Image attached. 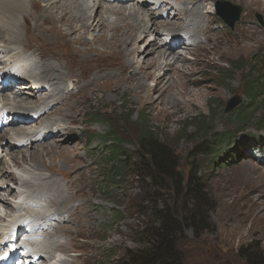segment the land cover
<instances>
[{
	"label": "rangeland",
	"instance_id": "374dc122",
	"mask_svg": "<svg viewBox=\"0 0 264 264\" xmlns=\"http://www.w3.org/2000/svg\"><path fill=\"white\" fill-rule=\"evenodd\" d=\"M25 1V10L14 19L17 25V40L9 47L11 50H16V53H23L20 59L24 63L26 72H20L22 82L28 84L30 76L41 80L50 78L51 87L55 90L46 97L47 103L60 99L62 94L64 97V93L72 90L68 85L76 84L74 90L78 87V91L66 102H62L61 99L63 104L58 107L54 115L44 119L43 124H63L67 130L64 131L63 136L42 140L43 142L31 148L29 146L25 148L17 142L14 144L11 135L6 134L3 138L7 129L13 130L12 128L24 125L13 123L9 113L3 118V121L7 122L0 124V178L2 179H0V198H6L11 207L17 206L24 199V195L21 194L30 193L24 188L22 181L29 185L39 182L43 184L48 181L45 180L47 175L56 174L60 177V181L57 182L59 187L63 185L65 188L67 184L65 190L68 193L77 200L86 202H82L84 206L75 212V218L71 219L72 221L69 219L71 223H65L69 225L68 229L65 228L67 233L63 231L60 235H45L47 239L53 238L52 241L54 239L61 241L60 248L55 249L54 257L58 260L62 258V264H141L138 260L133 263L130 259L131 254H135L137 250H145L149 236L145 235L143 230L158 227L159 217L164 212L170 213L180 224L183 223L182 232H177L174 238L175 254L167 258L168 264H247L244 258L247 247L258 248L264 253V93L261 91L257 93L262 103L252 119L239 121L234 116L239 107L229 113L224 112L227 102L233 96L241 98L240 104H250L248 95L245 94V89L249 86L246 83L247 72L252 66L255 72L264 71V0H261V3L256 0H184L188 2L181 0L180 5L179 0H175L172 5L170 0H164V4L175 8L177 19L193 5H200L201 25H205L202 30L204 35L201 34V28L196 27L193 31L200 37L195 36L199 41L195 44L205 46L211 51L212 56V60H202L203 51L195 47V44H192L194 46L191 51L181 50L180 47L172 50L175 54L186 51L188 61H193L199 55L202 63H192L191 67L187 66L196 70L191 78L195 77L199 80L193 86L187 85V88L198 93L196 105L187 110L186 114L180 113L170 118L162 116L159 111L160 105L156 109H150L144 97L149 95V99L154 100L168 83L166 85L161 83L156 89L154 86L156 82L153 83L148 79L145 82L147 94L136 95L132 85L126 83L112 92L108 91L103 81L109 72L101 64L106 59L104 53H107L106 49L101 45H94L92 46L94 50L90 49L89 52L76 51L77 46L66 44L58 35V31L46 33L44 28L47 25L44 23L37 32L36 19L43 16L44 10L41 9L48 1H40L39 9L32 8V0ZM77 1L82 9L89 8L85 14L87 20L91 22L94 16H101L106 25L107 23L112 25L108 22L113 15L109 14V11L115 12L119 3L111 0ZM218 1H227L241 7L239 19L232 27L215 12ZM64 2L65 0L58 2L61 3L62 8L66 7ZM135 2L138 3L137 0ZM141 3H144L140 6L143 12L138 15L141 24H149L148 14L145 11L153 13V20L156 22L165 19V10L159 9V11L156 4L151 8L153 0H142ZM132 4L131 2L129 6ZM66 5L80 15L81 9H76L74 2H66ZM92 7L94 8L91 9ZM221 10L226 13L232 11L227 5L221 6ZM248 10L253 12L247 14ZM27 13L31 14V25L28 29L24 21ZM127 17V11L125 15L117 14L114 23L122 26L126 23L127 20L124 22V19ZM73 23L76 27L71 32V36L82 35L85 40L91 41L98 32L97 29H95L97 31L94 29L83 31V27L76 19ZM184 24L187 22L184 21ZM157 26L156 42L161 44L168 39L164 30L183 32V26L178 28L172 25L164 26L165 28ZM105 30V39L109 40L113 33L112 28L107 27ZM247 31L251 34H243ZM139 33L141 34V30ZM142 34L139 35L141 38ZM154 36V33L148 32L144 39H152ZM217 41L221 42L218 47H216L218 44L215 45ZM144 42L140 43L141 48H144ZM191 42L192 40L186 39L185 44ZM133 45H129L128 49ZM196 50L199 51L198 55L194 54ZM216 51L222 53V56L218 57L220 53ZM97 53L102 55L98 57ZM86 57H92V61L87 62ZM141 60L142 57L137 53L133 61L138 64ZM46 61L49 64H46ZM159 62L164 64L165 60L161 59ZM45 64L51 67L57 65L62 72L61 75L54 71L41 70ZM135 69L132 65L128 66L120 72V76L131 78L136 72ZM113 71L118 72L117 68ZM161 72L159 70V73ZM47 75L59 79L56 85ZM227 75L231 78L224 80ZM166 76H172L170 80L175 78L171 70L167 71ZM46 90L50 91L48 86ZM178 91L179 89L175 88L170 92ZM11 93L12 91L9 93L2 90L0 83V96L4 97L7 94L5 95L7 98L0 102V109L4 106L2 104L4 102L13 105L14 108L26 106L23 104L25 101L17 104L22 99H14ZM42 93L44 92L38 93L37 96H43ZM174 97V100L177 98L181 100L180 95L176 94ZM254 104L255 102L250 106ZM34 124L35 122L26 124V132L37 131V125ZM146 127L171 147L176 157L179 183L164 180L157 185L159 182L157 179L152 181L151 178L135 174L130 167H123L124 169L119 172L120 177L106 176L105 156L109 148L107 146L102 148V141L108 139L109 134L113 135L117 141L123 142V148L130 158L138 150L137 139L140 129ZM40 130L41 134L46 133L44 129ZM204 131H212L219 140L211 137L212 135L205 137ZM206 138H211L209 141L214 143L213 155L200 153L199 145L208 142ZM7 142L11 145L9 146ZM50 145L66 146L69 149L66 154L60 155L58 148L54 154L42 152ZM34 151L43 154L39 158L33 157ZM130 162L135 161L131 159ZM128 163L126 162V165ZM2 169L4 171H1ZM6 171L7 175L13 176L16 182H13L12 178L7 180L6 174H3ZM191 175L192 178L199 179L202 184V202L189 193L188 179ZM3 177L6 183H3ZM43 185L41 186L43 189H48L46 184ZM52 195L59 194L53 192ZM39 197L44 199L40 200L35 194L29 197L30 201L27 203L34 205L30 209L17 207L10 212L12 208L9 207L7 213H4L5 207L0 205V220L7 219L5 217L8 215L25 213L38 217L48 214L49 210H53L48 195L42 193ZM58 197L61 206L66 208L68 204L63 202L65 198L62 196L61 200V196ZM72 202L73 199L70 205ZM189 217H194V222L200 221L201 224L196 227L188 226ZM48 247L49 243L44 249ZM155 264L166 263L161 259Z\"/></svg>",
	"mask_w": 264,
	"mask_h": 264
},
{
	"label": "bare ground",
	"instance_id": "6f19581e",
	"mask_svg": "<svg viewBox=\"0 0 264 264\" xmlns=\"http://www.w3.org/2000/svg\"><path fill=\"white\" fill-rule=\"evenodd\" d=\"M40 1L44 2L46 0H35V1L32 0L31 1L32 8H35V9L41 8ZM47 1L48 3L44 7H42L43 9H41V11L44 10L43 11L44 13L42 12L43 16H41L40 19H36L37 21L36 26H35L36 31L38 32L40 26L44 23L47 25V27L44 28L46 33L48 32V34L49 33L51 34L53 31H58V35L60 36L61 39L65 40L64 42L66 44L68 45L75 44L77 46L76 51H88L89 52L91 51L90 49L94 50L92 48V46L94 45H101L104 49H106L107 53L104 52L106 59L101 64H102V67L106 68V70L109 72L106 75L105 80L103 81L105 82V85L108 91L112 92L116 90L121 84L126 83L130 86L132 85L133 87L132 89L136 95H139L142 93L147 94L148 89L145 87V82L148 79H151L153 83L156 82L154 85L156 89L159 88L158 86L161 83H163V85H166L168 83V85L162 88L161 93L154 100L149 99V95L144 96L146 98L145 101L149 104L150 109H156L160 105L159 111L162 114V116L165 118H168V117L170 118L176 114H180V113L186 114L187 110L189 111V109L194 108V106L196 105V99L198 97V93L192 89L187 88V85L193 86L196 83H198L199 80L198 78H195V77L191 78V76L194 74L196 70L193 67L192 69H189L187 68V66L190 65L191 67L192 63L193 64L202 63V61L199 60V55H198L199 51L196 50V52H194V54H197L198 56L195 59H193V61H188L189 59H186V54H187L185 53L186 51L185 52L180 51L175 54L172 50L175 49L176 47H180L181 50L191 51V49H193V46H194L192 44L199 42L195 37V36H198L199 34L196 35V33H194L193 31L194 29H196V27L199 29L201 28L200 29L201 34L204 35L202 30L204 29L205 25H201L202 21L200 20V13H199L200 5L199 4L193 5V7H191L189 11L186 10L184 13H182V17L177 19L178 16L176 15L178 14L175 15L174 13L175 8L170 6L176 2L175 0H170V5L164 4V0L163 1L153 0L154 3L152 4L151 8H154L153 6L154 4H156V6L158 7L157 8L158 10L159 9H161L162 11L165 10L164 11L165 19L163 18V19H160L159 22H156L153 20L154 19L152 15L153 13L151 12L148 13L147 11H145V13L148 14L147 17L149 18L148 19L149 20L148 22L150 24L149 25L148 23L141 24L138 19V15L141 12H143V8L140 7L144 5V3H141L142 0H137L139 4L135 2L136 0H111L112 2L119 3V7L115 10V12H113L114 10H111V12L109 11V14H113L111 18L112 20L111 19L108 20V22L112 23V25H108V23L106 25V22L102 20L101 16H94L91 22L87 20L85 17V14L89 10V8H87L88 10L86 8L82 9L83 7L81 8L77 0H65L64 2V5L66 6L65 8H62L60 6L61 3L60 4L58 3L60 0H47ZM124 1H126V3ZM133 1L135 2V4ZM180 1L181 0H179L178 2L179 5H180ZM25 2H26L25 0H0V78L1 79L4 78L6 75H10L9 72L13 67H16V69L22 73L26 72L25 67H23L24 65L21 64L22 61L20 60V57L22 56L23 53H16V50H11L9 48L12 45V43L17 40L16 39L17 38V33H16L17 25H16V22H14V19L20 12L25 10ZM66 2H70V3L74 2V5L77 6L76 9H81V13H79L80 15H78V13L75 12L74 10L72 11L71 9H69L66 5ZM98 2H100V0H98ZM131 2L133 4L129 6ZM183 2H188V1L183 0ZM256 2L261 3V0H256ZM135 5H139V6L136 7ZM93 8L94 7H92L91 9ZM250 10L247 11V14H250L253 12ZM126 11H127L128 17L127 19L123 18L124 22L127 20L126 23L123 24L122 26H119L116 22L114 23V21L116 20L117 14L118 15L120 14V16L125 15ZM74 12L77 14H75ZM162 15H160L161 18H162ZM122 17L120 18L122 19ZM75 19L77 20L78 23H80V26L83 27V31H88L90 29L92 30L94 29V31L98 30V32L94 35L91 41L85 40L82 37V35H79V36L72 35L71 36V32L75 30V27H76L73 23L75 22ZM24 21L26 23L25 25H27L26 28L28 29V27L31 25L30 24L31 14L26 15V17L24 18ZM184 21H186L187 24H184ZM157 25L162 26V27L172 25V26H176V28L183 26L182 28L183 32L180 33L178 31L174 32L173 30L172 31L164 30L165 34L170 36V39L175 40V43H173L172 45L166 42H163L162 44L161 42L157 43L156 42L157 40L156 36L158 35ZM127 26H129V28ZM107 27H111L113 31L111 38L109 40L105 39V34H106L105 28ZM140 30H141V34L144 33L142 34V38L141 36H139L141 34L140 33L138 34ZM148 32L154 33L155 36L152 39L145 40L144 39L145 34ZM243 34L249 35L251 33L247 31V32H244ZM186 39H188L189 41L192 40L191 44H185ZM142 41H145L143 43V45H145L144 48H141L142 46L140 43ZM218 42L219 41L215 43V45L218 44L216 47H218L221 44V42L219 43ZM129 45H133L132 48L128 49ZM195 47H198L200 48V50L203 51V55H201L202 60L203 59H206L207 61L212 60L211 51H209V49L199 44H195ZM137 53H139V55L142 57V60L138 64H136L133 61L134 58L137 57ZM216 53H220V52L216 51ZM101 55L102 54L97 53L98 57ZM221 56H222V53L218 55V57H221ZM86 58H87L86 60L87 62L92 61V57H86ZM103 59L101 61H103ZM161 59L165 60L164 64L159 62V60ZM46 64H49V63L47 62ZM46 64H45L46 67L43 65L42 66L43 68L41 67V70L46 69L47 72L54 71L56 74L59 73L61 75L62 72L60 71L59 67H57V65L51 67V66H47ZM185 64L187 65L185 66ZM131 65L136 68L135 69L136 72L133 74V77L127 78V77L120 76V72H122L128 66L131 67ZM99 68H101V65H99ZM115 68H117L118 70L117 73H114L113 71ZM147 69H150V70L147 71ZM159 70H161L162 72L159 73ZM168 70H171V73L175 74V78H172L170 80V77L172 76L170 77L166 76ZM142 71H143V75L145 76L142 75ZM17 75H20V74L17 73ZM47 76L52 78V82H54L55 85H56V82L59 81V79H57L56 77L52 75H47ZM30 77L31 79L34 78L35 81L37 80L41 81V86L40 87H35V85L32 86L33 83L30 81L28 84L27 83L20 84L18 82L20 80L18 77L10 76V78H13L14 82L12 84L2 87V90L4 91H8L9 93L12 91L11 96H13L14 99L15 98L22 99V100L19 99L20 101L17 102V104L22 101H25L23 104H25L26 106L22 108H14L12 107L13 103L11 104L12 106H10L7 102H4L2 103L4 106L0 109V111L5 112L4 114L9 113L8 115L12 117L13 115H21V116L28 115L29 116L31 113L37 114L40 112L34 121L35 122L34 125H37L36 127L37 131L44 128V131L48 133V136L43 137L41 139H37L35 137L36 133L33 132L36 130H33L31 132H26L27 131L26 124L28 123H24V125H22V127H19V128L17 127L12 128L13 130L7 129L8 131L6 130L4 132L5 134L3 138H5L6 134H8V136L11 135V139H13L14 144L15 142H17L21 144V146H24L25 148H27L28 146L31 148V146L33 147V145L35 146L43 142L42 140H49V139L51 140V139L56 138L57 136L58 137L63 136V133L66 130V127L63 126V124L61 123L43 124L45 122L44 119L48 117L51 118V116L54 115L55 111H57L58 107L61 104H63L62 102H66L71 96H73L78 91V87H76L74 90V87L76 86V84L68 85V88L72 90L68 89L69 91L68 93H64V97L62 94V96H60V99L57 98L52 103H47L46 97L49 95L51 91L55 90L53 87H51L50 78L41 80V78H38L35 76H30ZM16 83H19V84L16 85ZM46 86L49 87L50 91L46 90ZM32 88L42 89V92H44L42 93L43 96H37L38 92H34ZM175 88L179 89L177 93L170 92L171 89H175ZM176 94L181 96V100H177L178 98L174 100L175 99L174 96ZM5 95L4 97L0 96V102L4 100L5 98H7L5 97ZM61 99H63L62 102H61ZM28 107H31L32 109L28 110L27 109ZM12 122L18 123L16 120H13ZM7 143L9 146L11 145L9 142ZM16 146H19V145L16 144ZM57 148L59 152L58 155L66 154L67 150L69 149V147H66V146L58 147V146L50 145L49 147L42 150V152L45 151L46 154H54ZM39 150L40 149H37V151ZM37 151L36 152L34 151L35 153L33 154V157L39 158L43 153L38 154ZM1 171H4V170L2 169ZM3 174H6V176L8 177V178L6 177L7 180H10L13 177V176L9 177V175H7V171L4 172ZM4 178L5 177H3V183H6ZM45 180H48V181L43 184H46L48 186V189L46 188L43 189L41 187L43 185L41 182L33 183L29 185L25 181H22L24 188H26L28 192L30 191V193L21 194V195H24V199L22 200V202L19 203L17 206L11 207L10 206L11 204L9 205L7 203L6 198H0V205L5 207L3 209L4 213H7L9 207L12 208L10 212H13L16 207L18 206L22 207V205L20 204H24L27 201H30L29 197H33L34 194H35V197L39 198L40 200L44 199V197L43 198L39 197L40 194L44 193L45 195H48L47 198H49L52 203L53 210L52 211L50 210V215H56V217H54L56 221L52 222L50 220L49 215H46V214L38 216V217L35 215H32V217L33 218L35 217L36 220L41 221L42 223L49 222L50 229H49V232L47 233L50 235H57V234L60 235L63 231L67 233V230H65V228L68 229L67 226L69 225H66L65 223H71V221L75 218L74 216L75 212L76 211L78 212L79 210L78 208L84 206V203L86 202L77 200L76 198H74L73 195H71V193H68L65 190V188H67V184L65 185V188L63 187V185L62 187H59L57 185V182L60 181V177L56 176V174L47 175L45 177ZM12 181L16 182L15 178H12ZM58 187L60 188V190ZM53 192L58 193L59 194L58 196H61V200L63 196L65 198L63 202L64 203L66 202V204L68 205H70V201L71 199H73L72 204L70 206L67 205L66 208L61 206L60 198L58 196L52 195ZM57 198L58 200L55 201V199ZM5 218L7 219L0 220V230H6L7 228L5 227V225L9 221H14L13 217L10 218V215H8V217L6 216ZM69 219L70 220L72 219V220L70 221ZM43 239H46L44 233H43ZM51 239L53 238H49L48 248L44 249V246L46 244H41L42 249H44L41 252L46 257L45 259H43L40 256V259L42 261L39 262V264H49L48 262H46L48 260V257L52 260V262L60 263L59 260L54 257V252H55V249L60 248L61 241H55V239L54 241H52ZM35 245L39 246L38 243H36ZM60 264H62V262Z\"/></svg>",
	"mask_w": 264,
	"mask_h": 264
},
{
	"label": "trees",
	"instance_id": "16d2710c",
	"mask_svg": "<svg viewBox=\"0 0 264 264\" xmlns=\"http://www.w3.org/2000/svg\"><path fill=\"white\" fill-rule=\"evenodd\" d=\"M252 72L250 73V70ZM246 83L249 85L245 89V94L248 95L250 104L255 102L254 105L240 104L234 116L239 121L245 119H252L256 110L261 105V99L258 97V91L264 93V71L255 72L254 66H252L247 72ZM230 76H225L224 80L230 79ZM263 95V94H262ZM259 99V100H258ZM141 121V120H139ZM108 124V122H106ZM142 124V121L140 122ZM205 137L218 136L212 134V131H204ZM112 138V139H111ZM207 139V138H206ZM211 139V138H210ZM202 142L199 145L200 153L214 154V143L209 141ZM221 140H224L221 138ZM138 150L130 158L127 155L126 150L123 148V142L117 141L116 137L109 134L108 139L102 141V148L107 146L109 148L108 154L105 156L106 163V176L120 177L119 173L124 169L123 167L133 168L135 174L151 178V180L157 179V185H160L164 180H172L175 183H179L178 172H176V157L170 146L164 143L158 138L157 135L152 132L149 127L141 128L137 139ZM111 148V149H110ZM129 159V160H128ZM131 159L135 162H130ZM136 161H138L136 163ZM126 162H129L126 165ZM108 179V178H107ZM161 181V182H160ZM155 185V184H154ZM202 184L199 179L192 178V175L188 179L189 193L196 198L199 202H202ZM160 223L158 227L146 228L143 230L145 235L149 236L148 246L145 250H137L135 254H131V261L134 263L136 260L141 264H155L157 260H164L166 264L169 262L167 258L174 253V238L177 232H182L181 224L178 220H175L168 212H164L159 217ZM187 225L196 227L201 224L200 221L194 222V217H189ZM186 224V221H184ZM186 225V226H187ZM174 256V255H173ZM172 257V256H171ZM247 264H264V253L258 248L251 246L246 248L244 256ZM174 263V262H173Z\"/></svg>",
	"mask_w": 264,
	"mask_h": 264
},
{
	"label": "water",
	"instance_id": "95a60500",
	"mask_svg": "<svg viewBox=\"0 0 264 264\" xmlns=\"http://www.w3.org/2000/svg\"><path fill=\"white\" fill-rule=\"evenodd\" d=\"M227 5L232 11L226 13V11L221 10V6ZM241 7L237 5L230 4L227 1H218L216 6L217 15L229 26H233L234 23L239 19L241 14ZM241 103V98L238 96H233L226 104L224 108L225 113H229L234 108L238 107Z\"/></svg>",
	"mask_w": 264,
	"mask_h": 264
}]
</instances>
